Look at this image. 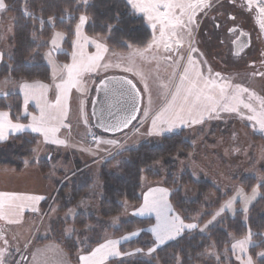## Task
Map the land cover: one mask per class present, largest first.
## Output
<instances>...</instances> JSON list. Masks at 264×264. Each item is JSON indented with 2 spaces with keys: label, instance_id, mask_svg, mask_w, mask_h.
<instances>
[{
  "label": "rangeland",
  "instance_id": "374dc122",
  "mask_svg": "<svg viewBox=\"0 0 264 264\" xmlns=\"http://www.w3.org/2000/svg\"><path fill=\"white\" fill-rule=\"evenodd\" d=\"M91 1L92 0H77L78 4L81 6L86 5ZM215 1L216 0H208L211 7L206 8L207 15H210L213 12H218L220 15L221 11H218L216 7L214 8L213 3ZM193 2H195V0H193ZM221 2L227 3V0H221ZM249 3L251 4L252 9L256 12L255 16L259 19V24L264 31V27H262L264 15H261L259 11L261 5L264 4V0H249ZM133 10L136 13L143 15L149 23L152 37L148 44L153 42V37H155L156 42L148 52L144 53L143 57L137 54V50H143L147 46L144 48L131 47L127 52L113 51L106 46L108 51L102 53L104 59L98 62L97 67L88 70H81L79 74L76 75V77L79 75V79L76 81L73 75V82L71 86L67 87V89L69 91L73 89L74 91V86L76 89L77 83V87L81 88V90L76 89L72 96L71 111L67 121L68 124H70V127L62 129V132L58 133V136L53 139L55 141H64V143H46L44 138L38 134L39 141L34 148L35 159L52 157L50 170L47 173H44L37 165H27L23 168V173L18 175V173H21L22 171L17 172L11 168H0V191H3V193L12 194L14 190H22L25 192L27 190H34L38 194L47 195V197L34 195V197H37L38 199L30 201H27V199L21 200L20 202L23 203L21 208L22 211H14V217L18 219V223L8 222V225L14 234L13 238L16 240L19 248L18 254L20 256L16 257L14 264H83L80 257L88 255V253L78 251L76 255L73 256L60 242L63 237L74 235L75 227L73 224H70L69 221L74 220V217L77 214L76 207H70L59 214V207L55 201L50 209L49 207L46 209L42 208V203L48 199H52L53 201L54 194L58 192L60 185L64 179L67 178V175L71 176L73 172L78 169L77 165L82 166V168H89V171H92L95 176H99L101 168L107 160L124 150L137 147L142 142L150 139L153 135V137H158L161 134L185 129L188 135H190L187 136V138L190 139L191 136L194 137V139H192V144L195 147V151L190 153L187 158L179 160V172H183L185 168H188L191 170L195 178L204 177L212 181L215 187L221 189L224 196L228 193L229 195L222 198L220 206L212 211L213 215L211 218H203V215L208 212L201 210V213L199 212L198 215L192 216L190 221H185L183 215L176 210L169 201L170 190L164 185L163 179L150 181L147 178H143L144 186L141 192L142 202L140 204L126 203L125 211L122 214L109 218V225L118 226L122 220L133 217H153L156 221L153 226L147 229L149 233L152 234L150 238L151 240H149L151 243L150 248L156 247L155 236L150 231L157 225L156 213L146 212L140 214V209L144 204V195L148 193L149 189H167L166 200L172 209V211L168 213V216H179L184 224L197 225V227L193 229H183L180 233L176 234L173 239L166 240L163 244L159 245V247H156V250L166 243L175 240L184 232L199 231L206 233L213 225L223 221L227 214H234L238 208L244 210L245 205L242 197L238 195L241 190L243 197H252L254 188L257 192L256 197L247 204V210L261 194L259 184L264 183V133L261 134L258 131L256 132V128L255 130L252 129V121L254 120H248L247 117L242 115L245 112L251 114V112L244 108L243 105H240L236 112L227 113L225 111H218V113H212L211 115L214 118L205 119V123L192 124L191 126L178 124L171 130H167L168 124L161 123V121L158 120V126L163 127L166 130L159 134H149L153 119L161 113V111L167 106V103L171 100V93L175 91L176 85L179 83V75L182 74L183 67L187 66L189 69H191V67L193 68V66L189 65L187 62L188 56H191L195 62L194 69L209 76V70H211L210 67L207 66L204 68L205 65L201 66L203 65L201 63L202 60L198 58L197 51H189V41H191L192 47L195 49H198V46L204 43L205 49L210 52L209 55H211V53H215L214 49L218 46V40L213 38L211 32V36L209 33L205 32L204 27L206 21L205 18H203V13H199L198 16L195 17V22L192 25V35L190 37L185 36L183 45L180 48L179 57H183V59H177V62L173 63L172 60L166 59V57H175L177 53L167 51L165 49V44H171L172 47L176 49V38L172 37L170 39V33L161 38L159 23H157V27L154 30L152 28V22L148 20L146 14L135 9ZM160 11L164 12L166 10L161 8ZM197 11L198 9L196 10V13ZM224 11H226V9H224ZM0 12V48L3 49L0 51L7 53L13 47L10 38L13 34L15 18L8 12L7 8L6 10H0ZM228 12L235 15V20L232 23L243 22L240 11L238 12L231 8ZM209 29L213 30L211 26H209ZM57 33H60L61 36L57 38V45L54 46L52 40L56 37ZM76 36L77 34L75 31V38L73 39L69 58L70 60L67 62L59 59V56H62L63 54H58L66 49L64 46L66 34L63 31H53L50 40L48 41V46L43 50V58L50 67L51 76L58 77V80H62L63 76L64 82L68 79L67 70L64 66L72 64L71 57L74 53ZM216 36L219 37V33H217ZM94 38L104 41L100 36H95ZM86 42L87 41L83 39L80 45H85ZM92 50L94 49L92 48ZM224 51L225 49L223 48L219 50L218 56L222 59H218V63H216L215 66L220 69V71L227 72L236 67V64H233L232 61H227V57H223ZM7 56L9 55L7 54ZM212 58L214 57L212 56ZM177 64L181 65V67L178 68ZM105 65H107V67H105ZM173 72L176 73L175 76L172 75ZM89 74L91 75V80L93 82L91 89L87 88L90 81ZM117 74H125L135 81L142 92V105L137 119L128 129L115 135H107L103 134L91 124L90 113L92 100L99 81L108 75ZM223 79V77L217 78V81L220 83H231L230 81H233L232 79H234L237 81L235 85L239 84L242 87H244L242 84H252L251 87L249 85V92L254 94V98L250 99L249 103L252 104L257 112L261 110L260 101L264 100V76H256L252 82H250L248 75L245 76L243 74L235 76L229 75L227 79ZM5 81H7V83H5ZM50 81L51 79L45 82ZM53 84L52 87L56 86L55 83ZM60 84L62 83H57V85ZM146 84L147 89L145 88ZM163 84L168 85L167 90L162 87ZM21 85L22 82L18 81L0 80V93H20ZM82 89L86 91L84 92ZM232 90L234 91V89ZM166 92L167 95H165ZM145 112H147V116L145 115ZM85 121H89L87 126H85ZM230 121V126H227ZM214 125L217 126L215 127L214 132L211 133L210 131L213 130L212 128ZM225 129H227L226 134L222 131ZM49 140L53 141L52 139ZM107 140H114L117 141V143L108 144L103 142ZM244 176L255 177L257 184L251 189H246L241 182V179ZM58 180L60 181V185H58ZM156 195L159 196L161 194L156 193ZM211 198L214 200L216 195L212 194ZM33 201L36 205H39L40 203L41 208L38 210L35 209L36 211H29V208L26 206ZM98 201L99 199H95L93 203L96 204ZM229 201H232V206L230 208L228 207ZM222 208L223 211H221ZM218 212L219 215H216ZM6 213L5 209L3 216L5 218H7L5 215ZM0 219L7 222L4 218ZM70 229L72 231H69ZM136 232L139 233L136 236H139L140 230ZM48 235H50L52 239L46 241L40 240V238H45ZM130 235L131 234L121 237H113L112 231H106L103 233L105 244L108 241L118 242L115 245V249L121 254L119 256H107L103 260V264H111L113 261H122L136 256H143L152 259L156 255V250L151 254H149L148 250L136 252V249L141 248L130 249L127 252L122 253L119 250V245L127 241L124 237ZM136 236H132L131 238ZM246 238L248 242L244 251H241L239 247H236L235 249L233 248V245L237 244L236 241L245 240ZM252 244L253 240L251 239V235L233 237L230 245L224 250V255H218L213 248L209 251V254L211 252L215 253V257H219L218 259H220V257H227L226 262H223L224 264H242V261L247 260L248 257H251L253 264H257V258L264 257L260 255L261 253H264V250L260 251L257 256H253L250 251ZM97 247L98 245L93 250ZM128 253H131V255H127ZM155 264H159V262Z\"/></svg>",
  "mask_w": 264,
  "mask_h": 264
},
{
  "label": "trees",
  "instance_id": "16d2710c",
  "mask_svg": "<svg viewBox=\"0 0 264 264\" xmlns=\"http://www.w3.org/2000/svg\"><path fill=\"white\" fill-rule=\"evenodd\" d=\"M5 3L15 22L10 38L13 47L7 53L2 52L0 80L19 82L52 79L50 67L43 58V50L48 46L53 31H63L66 34V49L58 53L63 54L59 59L64 62L70 60L81 15L87 17L85 32L89 36L103 38L113 51L127 52L131 47L144 48L152 37L146 18L136 13L127 0H92L82 6L77 0H5ZM0 110L8 111L15 121L26 123L29 120V116L24 115L21 93L10 92L0 96ZM230 124L231 121L227 126ZM216 126H213L211 133ZM222 131L227 133V129ZM187 136L190 135L185 129L152 136L137 147L124 150L107 160L99 176H95L89 168L77 165L78 169L71 176L67 175L61 185L58 180L60 187L53 201L45 200L42 208L50 209L54 201L58 204L59 214L76 207L77 214L74 220L69 221L75 227L74 235L60 240L63 247L73 256L78 251L90 253L103 243V233L106 231H112L113 237H121L140 230L139 236L121 243L119 250L122 253L134 248L148 250L152 234L147 229L154 225L156 220L153 217H133L122 220L118 226L109 225V218L122 214L126 203L142 202L143 178L150 181L163 179L164 185L170 190L169 201L185 221H190L201 210L208 212L203 218H211L212 211L220 206L222 198L229 193L224 196L212 181L204 177L195 178L188 168L179 172V160L195 151L192 144L194 137L189 139ZM38 141V134L30 131L11 135L0 143V168L20 172L27 165H37L42 172L47 173L52 157L34 158ZM241 182L246 189L257 184L253 176H244ZM259 188L260 196L246 212L238 208L206 233L184 232L158 248L152 259L136 256L111 264H224L227 257H220V260L215 257V253L209 254V251L213 248L218 255H224L233 237L250 234L253 240L250 251L253 256H257L264 250V183L259 184ZM212 194L216 195L214 200ZM95 199H99L96 204L93 203ZM49 239H52L50 235L40 238L41 241ZM257 264H264V257L257 258Z\"/></svg>",
  "mask_w": 264,
  "mask_h": 264
},
{
  "label": "snow or ice",
  "instance_id": "6c2138e0",
  "mask_svg": "<svg viewBox=\"0 0 264 264\" xmlns=\"http://www.w3.org/2000/svg\"><path fill=\"white\" fill-rule=\"evenodd\" d=\"M127 4L139 12L147 15V18L152 22V28L155 30L157 23L160 25V35L163 38L165 35H170V39L175 37V44L177 45L175 57L169 56L166 59H170L173 63L177 62V59H183L179 57L180 48L183 45L185 36L190 37L192 35V25L195 22L196 10L201 11L205 8L210 7L208 0H127ZM7 5L5 0H0V10H6ZM164 8L166 11L161 12L160 9ZM261 15H264V4L261 5L259 9ZM186 17V19H185ZM87 17L81 15L79 18V23L76 26V34L78 38L87 40L86 37L81 36V28L86 24ZM262 27H264V22H262ZM167 30V31H166ZM61 36L60 33L56 34L53 38L52 44L57 45V38ZM156 42L155 37H153V42L149 43L143 50H137V54L143 57L144 53L148 52L153 44ZM97 52L91 56H84L82 53L79 58H77V53H73V63L71 65H65L64 68L67 70L68 80L64 83L57 85L63 91H67V87L71 86L73 82V75L79 74L81 70H88L93 67L98 66V62L104 59L102 53L108 51L107 47L101 43L95 42ZM131 47V45H128ZM165 49L169 52L172 51L171 44H165ZM189 51L195 52L197 49L192 47L191 41H189ZM187 62L192 65L193 68L190 71L189 67L184 66L182 69V74L179 75V83L176 85L175 91L171 93V100L167 103V106L161 111V113L152 121V127L149 130V134H159L165 131L163 127L158 126L157 121L160 120L161 123L168 124V129L179 125L191 126L192 124H201L205 120V114H208V118H214L211 114L218 113V111L225 112H236L240 105L248 109L252 115L247 117L248 120H255L259 123L260 127L264 129V100L260 101L261 110L259 112L253 108L251 103H245L243 99V94L248 93L247 88L242 87L239 84L231 85L228 82L219 83L217 79L211 78L212 74L209 70V76H205L203 72L195 71L193 58L191 56L187 57ZM107 67V65H105ZM177 67L181 65L177 64ZM127 70V69H126ZM176 75L175 72L172 74ZM216 78H220L219 73H215ZM7 83V81H5ZM124 83L131 86L132 93H135V86L132 85L131 81H125ZM24 89L26 90V97L29 94H35V87L33 85L24 84ZM43 87V86H41ZM162 87L167 90L168 85L163 84ZM147 89V84L145 85ZM234 89V91L232 90ZM128 93L131 95V113L137 111L136 108V95ZM123 95V93H122ZM167 95V92L165 93ZM254 98V94H249V99ZM53 110H58L59 115L63 116V109L61 107L60 98H57L55 105H49L46 108H41V115L39 117H33L32 124L23 125L20 123H12L8 119V113L0 112V138H3V130L5 127L11 128L16 131H23L26 127L31 128L33 132L42 133L45 141L49 140L50 134H54L57 131V127L52 123L58 120V116ZM130 113L129 117L125 118L123 121L114 126L113 130H117L121 127V124L126 127L130 123L131 119L135 116ZM147 116V112H145ZM59 122L62 123V120ZM53 143H64V141H52ZM108 144H116L117 141L107 140L103 141ZM156 193L161 195L157 196ZM256 189H253L252 197H243L242 190L238 195L242 197L243 203L245 205L244 211H247V204L256 197ZM167 189L155 188L149 189L148 193L144 195V204L140 209V214L146 212H155L157 218V225L150 231L155 236V245L163 244L166 240L173 239L174 236L180 233L183 229H193L196 228V224H184L180 220L179 216L169 217L168 213L172 211L171 206L166 200ZM7 198L8 208H19L20 205L17 201L21 200H35L37 197H20L15 194L10 193H0V218L4 216L5 202L4 198ZM232 206V201L228 202V207ZM223 211V208L221 209ZM219 215V212L216 213ZM12 222V221H10ZM69 231H72L71 229ZM138 232L131 233L130 236L124 237L125 240L131 239L132 236L138 235ZM251 235V234H250ZM247 238L245 240L238 241L237 244L233 245V248L239 247L241 251L245 250L247 245ZM118 242L108 241L106 244H102L95 250L89 253L87 256H81L80 260L83 264H103V260L107 256H119L121 255L115 249V245ZM156 247L149 248L148 252L151 254L156 250ZM142 249H136V252H141ZM127 255H131L128 253ZM264 256V253L260 254ZM3 252L0 251V264H4L2 259ZM242 264H253L251 257L247 260L242 261Z\"/></svg>",
  "mask_w": 264,
  "mask_h": 264
},
{
  "label": "flooded vegetation",
  "instance_id": "af4514ba",
  "mask_svg": "<svg viewBox=\"0 0 264 264\" xmlns=\"http://www.w3.org/2000/svg\"><path fill=\"white\" fill-rule=\"evenodd\" d=\"M213 5L214 8L216 7L218 11H221L220 15L218 12H213L210 15H207L206 8L202 11L198 9L195 14V17H197L199 13H203V18H205L206 21L204 27L205 32L209 33L210 36L212 33L213 38L218 40V46L214 49L215 53H211V55H209L210 52L205 49L204 43L198 46L197 55L198 58L202 60L201 63L203 65L201 66L205 65V68L207 64V66L210 67V71L214 75L211 77L213 79H217L215 78V73H219L220 78L223 77L224 79H227L229 75H248L250 82H252L256 76L263 77L264 31L259 24V19L255 16L256 12L252 9L249 0H227V3H222L221 0H216ZM231 8L238 12L240 11L243 22L232 23L235 20V15L228 12ZM224 9H226V11H224ZM209 26H211L213 30L209 29ZM242 32L250 35L251 45L242 50L240 54H235L233 43L237 38H241V41H244V35H242ZM217 33H219V37L216 36ZM221 48L225 49L223 57H227V61H232L233 64H236V67L227 72L220 71V69L215 66V64L218 63L217 60L221 58L218 56V52ZM173 52L176 53V51ZM212 56L214 58H212ZM204 58L205 60L207 59L206 62L203 60ZM232 80L234 83L237 82L234 79ZM249 85L251 87L252 84H248V86ZM249 94L251 93L249 92L245 95L249 97ZM243 114L247 115L248 112ZM13 237L14 234L12 233L8 222H4L0 219V251L3 252L2 259L4 264H14L16 257L20 256L18 254L19 248Z\"/></svg>",
  "mask_w": 264,
  "mask_h": 264
},
{
  "label": "crops",
  "instance_id": "0c3cea01",
  "mask_svg": "<svg viewBox=\"0 0 264 264\" xmlns=\"http://www.w3.org/2000/svg\"><path fill=\"white\" fill-rule=\"evenodd\" d=\"M84 29H85V25L81 28V36L87 38V40H85V41H87L86 44L81 46L80 43H81V41L83 39L81 40L80 38H78V36H76V39H75V42H74V52L77 53V58H79V56H80L81 53L84 56L94 55L97 52V48L95 46V42H98V43H101L104 46H107L104 41H101L100 39L97 40L96 38H94L92 36H89L84 31ZM92 48L94 50H92ZM2 57H3V55H2V52L0 51V63L2 62ZM203 60L206 62L207 59L205 60V58H204ZM71 61L73 63V54H72V57H71ZM206 67H207V64H206ZM191 70H192V67H191L190 71ZM194 70L197 71V69H194ZM76 75L77 74H74L75 81L79 79V77H78L79 75L77 76L78 78L76 77ZM57 76H60V75H57ZM63 79H64V76H63ZM63 79L62 80H58V77H56V76L53 77L52 76V79H51L50 82H45V81H40V80H37V81H19V82H22L21 92L20 93L22 94L23 100H24V115L29 116L28 122L25 123V122H20V121L13 120V118L11 117V115H10V113L8 111L0 110V112H6V113H8V119H10L12 121V123H20V124H23V125L27 126V125L32 124V122H33L32 118L34 116L35 117H39L41 115V108L42 107L43 108H46V110H47V106H49V105H55L56 102H57V98L59 97L60 98V102H61V107L63 109V116L61 117L59 115V111L58 110H53L55 112V114L58 116V120L52 122L57 127V131L54 134H50V137H49V139H52L53 140L54 138H56V136H58L57 135L58 133H61L62 132V129H65V128L70 127V124H68L67 121H68V117H69L70 111H71L72 96H73V93L75 92L76 89L81 90V88H78L77 87V85H78L77 83H76V89H75V86H74V91H73V89H71V91H69L67 89V91L65 92L61 88H58L57 87V83H64V80ZM89 80L90 81H89V84H88L87 88L88 89H91L93 82L91 80V75L90 74H89ZM230 82H231L230 83L231 85H235V83L233 81H230ZM53 83H55L56 86H53L52 87V85H54ZM24 84L33 85L35 87V94L34 95L29 94L26 97V90L23 87ZM242 85L244 86V88H247L248 90H250L248 84L247 85L246 84H242ZM41 86H43V87H41ZM245 94L246 93L243 94V99H244V101L246 103H249L250 102V99ZM2 95H6V94L0 93V96H2ZM227 113H230V112H227ZM242 115L245 116V117H248L249 115H252V113L251 114H247V115H244V114H242ZM207 118H208V114L206 113L205 114V119H207ZM60 120H62V123L59 122ZM252 122H253L252 129L255 130V128H256V130H255L256 132L258 131L261 134H263L264 133V129H262L261 127H259L260 126L259 123L257 121H255V120L252 121ZM84 123H85V126H87L89 124V121L88 122L85 121ZM26 131L33 132L31 130V128H28V127H26L23 131H16V130H13L11 128L5 127L4 130H3V138H0V143L5 142L11 135L23 133V132H26ZM34 133H36V132H34ZM37 134H39L42 138H44V136H43L42 133H37ZM44 141H45V139H44ZM45 142L46 143H50L52 141L51 140H48V141H45ZM23 171L21 173H18V175H21L23 173ZM0 193H3V191H0ZM12 194H15V195L20 196V197H30V196L31 197H34V195L35 196H40V197H47V195H45V194H42V195L41 194H38L34 190L33 191L27 190L26 192L25 191H22V190H14L12 192ZM22 195H24V196H22ZM27 201H30V200H27ZM4 202H5V208H4V210L6 209V212L7 213L5 215H6L7 218H5V217H3V218L6 219V221L9 222V223H18V219L14 217V214H15L14 211H19V210L22 211L21 208L23 206V203H21L20 201H17L16 203L19 204L20 207L19 208H11V209H9L8 208V204H7L8 201H7V198L6 197L4 198ZM26 207L29 208V211H31V210L36 211L35 209L38 210V209L41 208L40 207V203H39V205L38 204L36 205L34 203V201L31 202L30 204H27ZM10 221H12V222H10ZM236 242H238V241H236ZM102 244H105V241ZM102 244H100V245H102ZM100 245H98V247ZM88 255H89V253H88ZM85 256H87V255H85Z\"/></svg>",
  "mask_w": 264,
  "mask_h": 264
},
{
  "label": "water",
  "instance_id": "95a60500",
  "mask_svg": "<svg viewBox=\"0 0 264 264\" xmlns=\"http://www.w3.org/2000/svg\"><path fill=\"white\" fill-rule=\"evenodd\" d=\"M242 35H244V41H241V38H237L233 43L235 54H240L242 50L251 45L250 35L243 32ZM172 51H176V49L172 47ZM125 81L132 82V85L135 86V93H132L131 86L124 83ZM128 93H132L137 97V111L135 113H131V95H128ZM141 105L142 92L131 77L125 74L108 75L99 81L95 89L91 107L93 125L107 135L120 133L128 129L137 119L141 110ZM130 113L134 115L135 118L131 119L126 127L121 124L119 129L113 130L114 126L129 117Z\"/></svg>",
  "mask_w": 264,
  "mask_h": 264
}]
</instances>
